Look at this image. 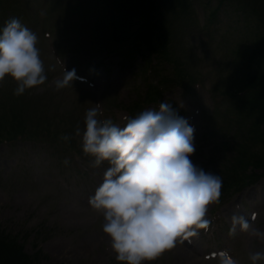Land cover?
I'll return each mask as SVG.
<instances>
[{
    "label": "rangeland",
    "instance_id": "1",
    "mask_svg": "<svg viewBox=\"0 0 264 264\" xmlns=\"http://www.w3.org/2000/svg\"><path fill=\"white\" fill-rule=\"evenodd\" d=\"M189 1V13L168 14L173 56L186 64L189 85L184 89L170 80L160 100L149 103L146 94L152 87L148 89V84L159 78L150 75L141 57L130 60L114 54L97 69L100 62L95 59L107 52L98 42L106 36L100 3L0 0V25L15 17L37 34L48 77L43 85L19 96L14 95V79L6 76L0 81V141L16 137L0 143V230L22 244L34 264H126L115 259L111 241L102 231V214L88 202L107 165L91 168V158L83 154L74 132L77 125L83 129L85 112L91 107L98 105L103 118L123 126L132 107L140 113L158 109L165 101L195 128L193 163L220 175L223 184L220 203L208 206L209 230L198 229V235L183 242L178 238L174 248L142 264H216L205 257L225 248L238 264H252L249 253L264 252V241L247 233L228 235L234 214L251 220L255 213L252 226L264 232V175L238 190L226 186L237 154L241 160L256 153L261 156L264 150L260 113L253 105L241 110L233 96L241 94L234 91L244 83L242 59L264 27L254 10L262 7V1ZM54 46L62 58L57 62ZM50 66L55 70L48 71ZM158 67L167 78L174 76L173 63L163 61ZM64 68L85 74L84 83L75 80L73 87L57 90L55 81L62 78ZM191 81L201 82L195 83L197 90ZM64 134L73 138L63 142ZM65 159L70 161L67 166ZM263 170L251 165L247 173ZM244 172L237 168L233 176ZM90 239L93 242L85 252Z\"/></svg>",
    "mask_w": 264,
    "mask_h": 264
},
{
    "label": "clouds",
    "instance_id": "2",
    "mask_svg": "<svg viewBox=\"0 0 264 264\" xmlns=\"http://www.w3.org/2000/svg\"><path fill=\"white\" fill-rule=\"evenodd\" d=\"M38 39L19 18H9L0 29V81L6 76L14 79V95L43 85L48 78ZM54 70V66L48 68ZM77 79L83 80L74 68H64L55 87H73ZM125 120L120 126L103 118L97 105L86 110L84 127L77 125L74 135L80 138L83 154L91 158V168L107 165L88 202L102 214V231L111 241L115 259L142 264L174 248L178 238L183 242L198 235V229H210L208 206L220 203L223 180L193 163L195 128L169 102ZM72 138L64 134L60 140ZM63 163L67 166L70 161ZM254 220L255 213L251 220L234 214L229 237L240 232L264 241V232L252 226ZM249 259L258 264L264 260V252L249 253ZM205 260L238 264L226 249Z\"/></svg>",
    "mask_w": 264,
    "mask_h": 264
},
{
    "label": "trees",
    "instance_id": "3",
    "mask_svg": "<svg viewBox=\"0 0 264 264\" xmlns=\"http://www.w3.org/2000/svg\"><path fill=\"white\" fill-rule=\"evenodd\" d=\"M93 1L100 3L105 13L104 29L106 36L98 41L100 43L98 45L104 46V50L107 51L104 58H111L114 54L119 53L124 54L130 60L141 57L148 66L150 75L153 72L154 75L158 76L159 79L155 80L156 83L149 82L148 84V89L152 87V90L150 94H146L147 100L157 99L162 91L168 88V82H179L183 87L189 85L187 81L188 74L185 72L187 70L184 69L186 64L180 63L178 56H173L175 52L172 44L173 27H171L170 18L168 17V14L175 12L189 13L191 9L189 0ZM221 1L224 2L225 0ZM261 1L262 7L259 9L254 8V10L257 12L262 24H264V0ZM1 25L0 29L4 26ZM242 60V73L245 74L242 82L244 83L239 90L234 91L241 92V94H233V96L241 110H246L248 106L253 105V109H257L256 111L260 113L261 116L258 121L262 126L260 138L264 141V27L258 33L254 45ZM102 61H99L100 64ZM163 61L173 63L175 77L167 78L166 74L158 67ZM254 68L257 69L256 72H254ZM182 71L183 75L181 74ZM159 83H162V85L159 86ZM190 84H193L192 81ZM131 109L134 111L138 107L135 106ZM253 136L256 139L258 134L254 133ZM256 155L254 157L246 156L241 160H238L239 155H236L228 172L230 178V181L226 183L228 189L237 188L236 190H238L242 185L254 182L264 175V170L253 174L247 173V168L251 165L255 168H264V150L261 154L262 157L258 153ZM237 168L245 170L238 177L233 176ZM243 174L246 175L243 176ZM34 262L33 257L24 252L22 244L0 230V264H34Z\"/></svg>",
    "mask_w": 264,
    "mask_h": 264
},
{
    "label": "bare ground",
    "instance_id": "4",
    "mask_svg": "<svg viewBox=\"0 0 264 264\" xmlns=\"http://www.w3.org/2000/svg\"><path fill=\"white\" fill-rule=\"evenodd\" d=\"M231 213H233V210H231ZM91 242H93L92 239L89 240V243H86L84 245V248L86 249L85 252H87L90 249V245L92 244ZM84 248L82 247V249H84Z\"/></svg>",
    "mask_w": 264,
    "mask_h": 264
}]
</instances>
